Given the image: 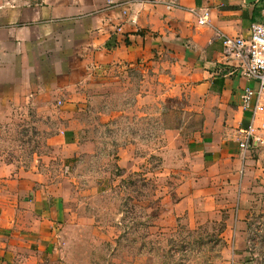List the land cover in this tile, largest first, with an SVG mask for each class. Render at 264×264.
<instances>
[{"label":"rangeland","instance_id":"obj_1","mask_svg":"<svg viewBox=\"0 0 264 264\" xmlns=\"http://www.w3.org/2000/svg\"><path fill=\"white\" fill-rule=\"evenodd\" d=\"M116 1L0 0L1 179L38 176L64 202L60 264H264V201L249 249L226 247L225 216L192 215L201 119L186 96L154 85L137 104L141 75L124 65L100 80Z\"/></svg>","mask_w":264,"mask_h":264},{"label":"crops","instance_id":"obj_2","mask_svg":"<svg viewBox=\"0 0 264 264\" xmlns=\"http://www.w3.org/2000/svg\"><path fill=\"white\" fill-rule=\"evenodd\" d=\"M118 1L115 17L103 18L104 26L117 31L101 43V66L96 70L100 80L109 67L112 72L124 65L141 75L142 94L135 103L149 104L154 85L186 96L184 110L201 119L198 129L189 133L196 171V189L188 198L197 202L192 215L225 216L226 247L251 248L253 217L264 201V146L251 141L247 153L240 148L241 131L251 121V113L241 110V100L246 87L257 85L242 77L238 60L225 56L216 34L247 38L251 25L264 20V0L252 5L246 0ZM206 14L207 22L201 25ZM14 34L20 39L17 31ZM259 105L255 125L264 138V94ZM162 132L180 134L167 128ZM68 136L64 142L70 147L82 151L91 146ZM1 169L0 182H5L0 185V264H60L67 219L64 202L40 177L5 180ZM233 264H241L239 256Z\"/></svg>","mask_w":264,"mask_h":264},{"label":"built area","instance_id":"obj_3","mask_svg":"<svg viewBox=\"0 0 264 264\" xmlns=\"http://www.w3.org/2000/svg\"><path fill=\"white\" fill-rule=\"evenodd\" d=\"M207 16L208 14L200 20L201 25L206 24ZM216 38L222 41L225 56L240 62L242 77L257 85L256 88L246 87L241 100V110L244 113H251L250 124L241 131L243 139L240 148L247 153L251 141L264 146V138L255 125L260 110L259 99L264 94V20L251 25L250 35L247 38L231 37L222 32H217Z\"/></svg>","mask_w":264,"mask_h":264},{"label":"water","instance_id":"obj_4","mask_svg":"<svg viewBox=\"0 0 264 264\" xmlns=\"http://www.w3.org/2000/svg\"><path fill=\"white\" fill-rule=\"evenodd\" d=\"M259 1H261V0H246V3L249 5H252V4L258 3Z\"/></svg>","mask_w":264,"mask_h":264}]
</instances>
